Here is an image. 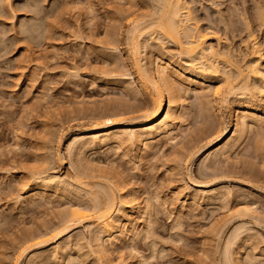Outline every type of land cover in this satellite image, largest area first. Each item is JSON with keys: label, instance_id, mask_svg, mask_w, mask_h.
Instances as JSON below:
<instances>
[{"label": "rangeland", "instance_id": "1", "mask_svg": "<svg viewBox=\"0 0 264 264\" xmlns=\"http://www.w3.org/2000/svg\"><path fill=\"white\" fill-rule=\"evenodd\" d=\"M1 1L0 264H31L34 261V264H225L222 261L223 250L228 247L226 243L229 241L233 242V246L236 242L233 248H228L233 250L228 251H234L232 256H238L237 264H264V126L261 131L257 129L252 134L248 133L229 161H225L224 157L206 160L207 153L196 154L192 160L190 154L198 143L197 146H203L209 139L213 140L208 135L212 130L215 131L218 124L221 127L227 123L228 105L234 109L245 104L261 107L260 111L264 113V90H259L257 94L254 91L252 94L255 97L250 92L249 95L245 92V95L243 91L235 90V95L230 94V97L219 95V98L210 94L201 99L199 97L197 101L198 95L185 87L180 92L181 99L185 102V125H181L180 132L182 130L183 133L178 134L177 142L162 140L160 145L159 142L147 147H127L129 150H119L114 146L105 150L106 152L95 148L84 153L85 156L82 154V158L78 157L81 150L76 149L73 151L76 155L72 152V158L71 155L68 157V142L84 134L85 129L93 128V124H103L105 116L114 115L117 111L119 116L115 114L116 116L112 117L114 120L126 122L130 119V122L136 120L139 123L143 121L139 117L142 112L153 107L152 97L140 84L138 67L133 66L136 52L133 53L132 50L134 43L132 32L129 31L131 25L128 23V16L133 14L130 9L134 10L133 17L144 24L141 26L143 29L145 23L153 18L154 8L158 9L156 2L134 0L137 3L135 6L136 3L130 0L134 3V8H131L132 5L129 3L128 7L127 0H11V4L5 0ZM186 3L191 10L190 17H194V20L191 18L187 21L188 24L185 22L186 26H194L192 30L195 33L198 31L207 34L208 44L211 43L213 48L216 47L217 51L221 52L220 61L217 60L221 74L207 73L206 78L212 87H223L227 84L224 78L227 75H224V72L227 74L226 70L230 64L233 65L230 72L228 69L229 74L233 75L235 71V74L237 73L236 69L233 70L237 65L236 68L241 66L240 70L246 72L244 65L252 58L250 56H253V52L250 55L253 44L252 38H247L248 32L255 34L256 41L264 40V31L262 25L259 26L257 14L260 8L264 10V0H186ZM155 15H158V12ZM153 29H145L144 33L148 39L141 38V45L145 46H142L141 52L139 50L142 59L140 62L143 61L139 63L140 67L147 66L152 58L155 60L154 57H164L188 70L194 68L188 57L181 54L182 45L167 39L165 41V38L158 34L159 31ZM149 39L151 40L148 41ZM185 39L184 37L181 40L185 42ZM144 40H147L149 45H146ZM161 42L164 44L160 45ZM181 42L184 44L183 41L179 43ZM261 49L264 67V47ZM222 60L229 61V65ZM262 82L264 84V78ZM226 87H223L224 94ZM250 97L254 99L251 100ZM204 98L207 101L203 102ZM221 98L225 101H221ZM129 110L131 113L124 115V112ZM133 117L138 120L132 119ZM205 117L213 119L212 122L206 123ZM258 131L263 136L261 133L258 135ZM186 143L190 145L189 148ZM76 156L83 165L86 162L89 164L85 165L86 169L82 164L79 165L80 161L75 160ZM99 166L104 168L102 170L105 175L98 169ZM42 169L47 170L48 174H52L53 169V173L63 177L66 175L68 180L69 177L76 178L75 176L80 174L78 177L87 184L91 181L103 184L106 180L102 175L108 176L111 180L114 179L112 181H115L117 186L125 184V187H122L130 189L129 191L138 196L137 203H140L138 204L143 214V207L149 203L152 206L151 218L145 217L146 213L138 215L142 214L137 212L138 208L135 213L137 218L128 219V230L121 236L118 235L114 242L106 241L109 258L103 261L98 258L97 242L91 239L93 237L87 228L90 222L84 221L75 225L76 227L72 226L67 234L63 233L57 237L54 235L60 230L57 227L64 213L73 203L85 202L83 205H87L91 195L98 189L97 184H90L91 187L96 186L92 189L90 185L83 189L84 186L81 187L79 183L78 186L76 182L81 179H71L76 182V189L80 187L79 193H84L83 199H80L82 196H77V193L72 194L73 197L62 194L59 198L51 192L40 193L37 195L38 199L36 196L29 198L26 190L34 184L30 180L25 186L23 179L31 178L30 173L43 171ZM81 171L88 177H83V174L81 176ZM211 171L215 174L212 175ZM249 174L253 175L250 177ZM199 183L203 185L199 186ZM113 188L115 197H119ZM224 190L225 192H222ZM213 191L215 197H211ZM74 192L77 191L74 189ZM205 194L210 196L208 200ZM220 194L227 199L225 203L224 199L221 200L223 197H219ZM41 195H45V200L42 201ZM99 195V200L105 204L103 202L106 198ZM75 197H80L78 202ZM218 201L224 204L219 205ZM88 205L90 207V203ZM92 206L89 211L87 209L89 214L95 212L90 211ZM245 208H252L254 212H246ZM143 216L151 220V224L147 222L150 225H147L148 231L145 223L147 220L142 221ZM53 227H56V232H52ZM137 228L138 233L140 228L145 232H141L139 236ZM48 229L51 231H47V236H44L47 240H44V244L30 248L29 246L39 239L25 243L29 234H41ZM230 243L229 246H232ZM25 246L29 249L26 252L23 250L25 257L22 255L20 259Z\"/></svg>", "mask_w": 264, "mask_h": 264}, {"label": "bare ground", "instance_id": "2", "mask_svg": "<svg viewBox=\"0 0 264 264\" xmlns=\"http://www.w3.org/2000/svg\"><path fill=\"white\" fill-rule=\"evenodd\" d=\"M5 1L8 4L9 3L10 4L12 3L11 0H5ZM127 1H128V3H127L128 4V7L130 5L136 3L134 0H133L134 3H132V1H130V0H127ZM154 1L156 2L155 6H157L158 9L155 6H152V7H155L154 8L155 10L153 11V8H151L152 9L151 11H153V13H154L153 15L156 16V17L152 16L154 19L152 18L153 20L150 19L151 20V21L149 20L150 22L145 23L146 26H147V28H150V30H151V28L152 29L153 28H156L159 31L158 32L156 30L158 32V34L160 33L163 36V39L165 38L164 39L165 41L167 39V40H169V42H171V41L172 42H176V43H178V45L180 44L182 46L184 44H187V46H185V45L183 47L181 46V49H183L181 51L183 53H181V54L182 55L185 54V56L188 57V61L191 62L190 64H192L194 66V68H197V69H194V68L192 69V67H191L190 68L191 70L190 69L188 70L185 67L179 65V63L177 65L176 63L172 62L170 59H166L164 57H157V58L154 57L155 60H153V58H152V60H150L151 62H149V63H148L147 60H146L147 61L146 62L145 59H143L144 62H146V64L148 63V65L147 66H144L142 64L143 65L142 66L143 68L140 67L141 65H139V63L141 64V63H143V61L140 62L142 59L140 58L141 56H139V54H140L139 53V50L140 49L142 50V46L143 47L145 46V44L141 45V38L142 37H144V38L146 37L145 36L146 35L145 34L146 33L145 32L146 31L145 29H147V28H145L146 27L145 26V27H143V29H141V26H143L144 24L139 23L140 20L138 21L137 18L135 19V16L133 17L134 10L130 9V11H133V14H129V15H132V16H128L129 17L128 23H130V25H131L129 31L132 32L131 33L132 35L131 34H129V35L132 36V40H133V43H134L133 47H134L135 51H134V49H132L133 50V53L136 52L135 53L136 55H134L135 56V58H134L135 61L133 60L134 61V65L133 66H137L138 67L137 73L139 74V79H140V82H141L140 84H141L143 90H145L147 92V94L149 92L150 96L152 97L151 98L152 103L154 102L153 103L154 105H153V107L151 105L152 108L150 110H148V111L145 110L146 111L145 114H144L145 111L144 112L141 111L142 112V115H141V113L138 112L141 115V116H139V117H141L140 119H143V121L142 122L140 121L139 123H137L138 121H136V120H135L136 122L134 120H133L134 122H132V121L130 122L129 121L130 119H127L128 121H126V122L123 121V120L122 121L121 120L120 121H116V120H119V119H116L115 117L114 118L116 120H114L112 118L113 116H116V115L119 116L118 115L119 112H118V114H116V112H117L116 110H114L116 112L113 111L114 112V115L111 114V116H105V118H104V115H103V118H104L103 124L100 125V124L97 123L98 126L95 125V124H93L94 126L91 125L93 128H90L89 127V129H87V130L85 129V133L83 132L84 134H82L79 137L75 138V140L73 139L72 142H70V143L68 142V150L65 147L66 148L65 150L68 151L67 152L68 153L67 154L68 157H69V155H71L70 157L72 158V152L74 150H76V149L82 151V152L81 151L79 152L81 154H79V156H78V157L82 158L81 157V156H83L82 154L86 153L87 151H91L92 149H95V148H99V149H102V151L103 150L105 151V150H109L110 147H114L115 146V147H117L116 149H119L120 150L122 148H125L126 149L127 147H135V146H144V147H147L149 144H155L156 145L159 142H160L159 143V145H160L162 140L163 141L164 140L165 141H170L172 143L177 142V139L179 138V135L178 134L183 133L182 130L180 132V128H182L181 125L182 124L185 125L184 124L185 120H183V118H184L183 117V114H184L183 110L185 111V106H184L185 102H183V98L181 99V96H180V92H182L185 87H186V90L188 89L189 91H192L194 94L196 93L198 95V96L195 95V97L197 96L196 97L197 101H198V98L199 97H200L199 99H201V98H203V97H205L207 95L210 96V94H212L211 96H214V97H217V96L219 97V95H221V96L223 95L224 98H226L227 96L230 97V94L231 95L234 94L233 92L235 90H238L240 92L243 91L244 94H245V92L246 93L250 92L252 94L254 91H255L254 93L257 94L259 90L260 91L262 90V92H263V90H264V84H263L262 80L264 78V67L262 66L263 63L261 61L260 49H261V47L262 48L264 47V40L262 42H258V41H256V37H254L255 34L253 35V33L248 32L249 35H248L247 38H249V39L252 38L251 39L252 42L251 41H249V42H251V44H253V45H251V46H253V51L250 52V55L253 52L252 53L253 56H250L252 58L249 59V61H247V63L244 65L246 67L245 68L246 69V72L244 71L245 73H243L242 69L240 70V67L241 66L238 67V68H236L238 65L236 66L234 64V66H236V67H233L234 68L233 70L236 69L237 70V73L235 74L236 71L235 72L232 71L234 74L233 75L232 74H229L230 70H232L230 68L233 65V64H230L229 68H227V70H226L227 71V74H225V72H224V75H227V77L224 76V78L226 80L225 81V84L227 83L226 85H228L227 87H226V85L223 86L224 88L226 87V89H225V91H226L225 93L226 94H224V90H223L224 88L222 86L221 87L220 86L212 87V84H210L209 81L206 78V75L208 76L207 73H212V74L215 73L214 75H216V74H219V72H220V74H221L222 71H220V67H218L219 64H218V61H217V60L220 61L219 58H221V52L218 50L220 52L219 53L217 51V48L216 47H215L216 49L213 48L210 45L211 43L208 44V41H207V38L208 37L206 36L207 34L205 35V34H202L201 32H199V33H201V34H199L198 31H197L196 33H198V34L196 35L195 31L193 32V30H192V29H194V26H192L193 28H190L191 27L190 25H189L190 27H187L186 26L185 22L188 24L187 21H189L191 18L194 20V17H190L191 16V12H190L191 10H189V7L187 5L188 3H186V0H154ZM154 1H152V2L155 3ZM129 3H130V5H129ZM136 5H137V3L135 4V6ZM7 6H10V5H7ZM131 8H134L133 5H132ZM157 10H159V11H157ZM155 11L158 12V15H155V13H156ZM257 12H258L257 14H258L259 26L262 25V28H263V31H264V10L262 8H260L259 10H257ZM129 13H132V12H129ZM245 23H246V20H245ZM140 24H142V25H140ZM247 26H248V24H247ZM195 29H196V27H195ZM153 30H155V29H153ZM184 37L186 38L185 39V42H184V40H181L182 38L184 39ZM159 38H160V36H159ZM150 40L151 39H149L148 41H150ZM145 41H146V45H149V44H147V40H144L143 42H145ZM180 41H183L184 44H182V42L179 43ZM162 43L163 42H161L160 45ZM246 46H247V44H246ZM145 49H146V47H145ZM141 50H140V52H141ZM219 54H220V56H219ZM258 54L260 55V57H259ZM224 55L225 54H223V56ZM112 56H114V55H112ZM161 56H163V55H161ZM143 57H144V55H143ZM222 61L225 62L226 59H225V61L224 60H222ZM228 62L229 61L225 62V64L226 63L228 64ZM244 66H243V68H244ZM137 67H135V68H137ZM144 67H146V68H144ZM228 69H229V72H228ZM138 70H139V72H138ZM121 86H123V85H121ZM134 88H136V87H134ZM134 90H136V89H134ZM131 92H133V91H131ZM185 93H187V92H185ZM189 93H191V92H189ZM248 95H249V93H248ZM253 97H255V96L253 95ZM223 99L221 101H223ZM250 99H251V97H250ZM253 99H251V100H253ZM204 100L207 101L206 98L203 99V102H204ZM224 101H225V99H224ZM228 103H230V101ZM84 105H86V104H84ZM202 105H203V103H202ZM205 105H208V104H205ZM246 105L247 104H245L244 106H238L237 105L238 107L236 109L232 108L231 105H228L227 106V109H228V119H227V123L225 122L224 123L225 125L223 124V126H221V127L218 126L219 124L217 126L215 125L217 129L215 128V131L212 130L211 131L212 133L210 132L211 134L209 133V135H208L210 138L212 137L213 140H210L209 139V141L207 143H205L203 146H201V145L200 146H197L199 143L196 145V147L193 146L195 148H194V151L192 150L193 152L190 153V154H192L191 159L193 160V158L195 157L196 154L198 155V154L207 153L208 154V157H206L207 159L205 158L206 160H210L211 158L214 159V158H219V157L220 158L221 157L223 158L224 157V160L225 161L226 160L229 161V158L231 157V155L233 153L235 154L236 150L240 147L241 144H243L242 141H243L244 138L246 139V135L248 133H250V132L252 134L254 130H257V129L260 130L264 126V116H263L264 113H262L260 111V108L261 107L260 108H257L255 106H250V105L246 106ZM88 106H90V105H88ZM205 107H204V109H205ZM93 110H96V109H93ZM206 110H208V109H206ZM108 111H109V109H108ZM125 113H127V115H128L129 113H131V110H129L128 112H124V115H125ZM132 113H133V111H132ZM102 114H106V113H102ZM207 114H209V113H207ZM99 116H100V114H99ZM184 116H185V114H184ZM203 116H204V114H202V117ZM100 118L99 119L102 121V116H100ZM135 118L137 119V117H135ZM135 118L133 117L132 119H135ZM205 118L207 119V122L205 121L206 123H209L210 121L212 122V120H213V119L212 120H209L210 117H209V119L207 117H205ZM203 123H204V121H203ZM222 123L220 125H222ZM206 125H208V124H206ZM263 129L264 128H262V130ZM205 130H206V127H205ZM184 132H186V131H184ZM203 132H201V133H203ZM260 133L261 132H259L258 135ZM261 135H262V133H261ZM204 137H202V138H204ZM175 139H176V141H175ZM170 142H168V143H170ZM163 145H164V143H163ZM174 145L175 144H173V147H174ZM189 146L190 145L187 144V147L188 148H189ZM136 148H138V147H136ZM190 150H191V147H190ZM77 151H76V153H77ZM74 152H73V154L76 155ZM103 154H104V152H103ZM87 155H89V154H87ZM84 156H85V154H84ZM188 156L189 155H187L186 157H188ZM78 157L75 160H78ZM80 158H79L78 161H80ZM81 160H83V159H81ZM70 161H71V159H70ZM85 161H86V158H85ZM85 161L83 163H85ZM80 162H78L79 165L82 164V161H80ZM204 162H205V160L203 161V163ZM208 162H206V164H208ZM72 164H70V165H72ZM206 164H204V165H206ZM85 165L88 166L89 164H87V162H86L83 165L84 168L86 167ZM92 165H93V163H92ZM77 166H78V164H77ZM83 166H81V167L83 168ZM73 167H74V164H73ZM75 167H76V165H75ZM84 168H83V170H85L87 167L85 169ZM102 168L100 167L98 169H101L102 170ZM214 168H217V167L214 166ZM73 169H75V168H73ZM77 170L79 171V169H77ZM88 170H91V169H88ZM216 170L214 169V171H216ZM92 171H93V169H92ZM47 172H48L47 170L46 171H44V170L41 171L40 170V172L36 171V173L34 171V173H30L32 179L30 177L26 179L27 181L25 179H23V182H24L25 186H27L31 181L34 184L33 187H28L29 190H26L27 191V194L29 195V198H32V197H35V196L37 197V195H39L40 193L44 194V193H48V192H51L53 195H56L57 197H59V196L61 197L62 194L63 195L68 194L69 196H72V194H74V193L75 194L77 193L76 195L77 196L78 195L80 196L81 193H82V192L79 193L80 192V187L76 189L75 188L76 186L74 187V183L75 184H76V182H77V184L79 183L81 187L84 186V187H82L83 189L85 187H88L90 184L91 185L92 184H95V185L97 184L96 186L98 187V189H97V191H95V193L96 192L97 193L96 194L95 193L92 194V192H90L92 194L91 195V198L89 197L90 195L87 192H89L92 188H94L96 186L91 187V185H90L91 189L89 187L90 190L88 189L89 191L86 192V194H88L89 195L88 197L90 198L89 199L87 197L90 200V201L87 200V202L89 201L88 203L86 202L87 205H85V206L83 205V204H85V202L84 203H81V204L80 203H78V204L75 203L76 205L73 203L74 205L72 204L71 207H70V209H68L67 212L64 213V216H62L63 218H62L61 222L58 224V227L57 228L60 229V230H58L59 232H56L55 231L56 227H53V229H51V230H52V232H54V231L56 232V234H54V235H55V237H57V235H61L63 233L64 234H67L68 231L71 230V227L72 226L74 227L75 225L76 226L78 224L80 225V223H82L84 221L85 222H90V224L88 225L89 227L87 226V228L90 230V234H91L90 236L93 237L91 239H93V241L95 240L97 242V246L96 247L98 248L97 249V251H98V258L101 259V260H103V261L105 260V258L108 259L109 257H107L108 256L107 255V249L105 247L106 246L105 245L106 244V241L107 242L109 241V242L112 243V242H114L117 239L116 237H118V235L121 236V234L125 233V231L128 230V227H127L128 221L130 220V218H132V219H133V217L137 218L135 216V213L138 210V208H139V211H137V212L138 213L139 212L142 213L140 211L142 209V208L140 209V206H139L140 203L139 202H138L139 204L137 203V200H139V199H137L138 196H136L133 191H129L130 189L129 190L128 189H125L124 188L125 187L124 186L125 184L122 185L124 187H122V186L119 187L121 184L119 186H117V184L114 183L115 181H112L114 179L111 180V178H109L108 176L104 177L105 174H104V171L103 170H102V172H103L104 175H102V174H99V175H102V178L104 180H106L105 183H107V184L103 183L104 185L101 184L102 182H98V181L97 182H94V183L92 181H91L92 183L89 181L90 184L84 183L85 181L82 180L81 178H79L80 177V174H78L79 177L78 176H75L76 178H74V177L73 178L75 179L74 181H76V179H81V180L80 181L77 180L76 182H74L73 180H71L73 178H70L69 177L70 180H68V178L65 177L66 176L65 174H64L65 176L63 177L62 175H59L56 172L53 173V169H52V174H48ZM88 172L89 171H87V173ZM99 172L102 173L100 170H99ZM113 172L114 171H111V173H113ZM212 172L213 171H211V173ZM216 172H219V171H216ZM115 173H117V172H115ZM82 174L84 175L85 173L82 172L81 173V176H83ZM90 174H91V172H90ZM214 174L215 173H212V175H214ZM253 174H251V176ZM110 175H112V174H110ZM249 176H250V174H249ZM83 177H88V176H85L84 175ZM91 177H92V174L90 175V178ZM98 177L101 178L100 176H98ZM84 179H86V178H84ZM86 180H89V179L87 178ZM120 181H122V180H120ZM120 181H119V183H120ZM79 184H78V186H79ZM202 185H203V183H201L199 186H202ZM113 187L116 189L115 192L118 193V195H119V197H117L118 200L115 197L116 194L113 192L114 190H112ZM26 189H27V187H26ZM74 189L77 192H74ZM94 190H96V189H94ZM94 190H93V192H94ZM81 191H82V189H81ZM214 192L215 191H213L212 195L209 192L210 195H211V197L214 196L213 195ZM222 192H225V190L222 191ZM228 193H230V192H228ZM228 193H227V197H228ZM46 195H48V194H46ZM68 195L66 197H68ZM98 195L99 196L102 195V196H104L106 198V200H105L106 202L103 200L104 201L103 203H105V204H102V201L99 200ZM198 196H200V195H198ZM41 197H43V196L41 195ZM44 197H45V195H44ZM44 197H43V199L41 198L42 201L45 200ZM104 197H102V199ZM209 197L207 196V200H208ZM216 197H218V196H216ZM219 197H223V196H221V194H220ZM219 197H218V199L220 200ZM78 198H80V197H78ZM195 198H197V197H195ZM36 199H38V197ZM36 199H34V200H36ZM74 199H76V197ZM77 199H76V202H78ZM80 199H83V196ZM212 199H214V198H212ZM223 199H224V197L221 198V200H223ZM197 200H198V198H197ZM226 200L224 199L223 202L225 203ZM194 201H192V202H194ZM215 201H217V200H215ZM220 201L217 202V203H219V205L221 203H223V202H220ZM20 202L22 204V201H20ZM67 202H69V201H67ZM71 202H73V201H71ZM89 203H90V207H88L89 206L88 205ZM91 206H92V209L90 211H92V210L95 211V212H93L94 214H91L92 212L89 214V212H88L89 209L91 208ZM151 207L152 206L149 203H147L145 205V207H143L144 208L143 209L144 210V214L145 213L147 214V215L145 214L146 215L145 217H147V216L149 217L151 215V213H150V211L152 209ZM87 209H88V211H87ZM244 210L246 212H249V211H251V213L254 212V209H252V208H251V210L250 209H246V208ZM144 214L142 213V214H138V215H144ZM90 215H92V216H90ZM145 217L144 216L142 217V219H143L142 221L147 220V221H145L146 226L147 225L150 226L149 224H151L150 223L151 220L150 219H147V218L145 219ZM150 218H151V216H150ZM141 223H143V222H141ZM146 226H144V227H146ZM148 226L146 227V230H147V228H149ZM51 230L48 229V230H46L44 232H41V234L40 233L39 234L38 233H35L33 235L32 234H29L28 237L26 236L27 239L26 240L24 239L25 240V243H27V242L29 243V241H32L33 242L34 240L39 239L38 241H34L33 242L34 244H31V242H30L31 245L30 246L28 245V246L31 248L33 245H35V246L36 245H38V246L39 245H42V243L44 242V240L47 242V240L44 239V236H47V233L50 232ZM138 230L139 229L137 228L136 232ZM143 231L145 232V230H143V229L140 228V232L139 233L137 232V234L139 235V234H141V232L143 233ZM41 237H43V239ZM52 238H54V237H52ZM235 241H237V239ZM229 243H230V241H229ZM229 243L228 242L226 243V245L228 244V247L227 248L225 247V249L223 250V260L222 261H224L225 264H237V263H239V262H236L238 256L237 257H234V256H232V253L234 251H232V253H229V251H228V250L231 251V249L235 246L236 242H234V246L232 245L233 244L232 241L230 243V245H232V246H229ZM27 247L25 246L22 249V251L24 250L26 252V250L29 249V247L28 248ZM65 247L68 248L67 246H65ZM230 247H232V248L231 249H228ZM24 251L19 256L20 259L23 256L25 257V255H23ZM37 256H36V258H37ZM40 259H42V258H40ZM45 259H48V258H45ZM239 260L240 259H238V261ZM40 262H43V261L41 260ZM240 262H241V260H240ZM34 263H35V261H34ZM34 263H31V264H34ZM108 263L110 264V262H107V264ZM38 264H40V263H38Z\"/></svg>", "mask_w": 264, "mask_h": 264}]
</instances>
